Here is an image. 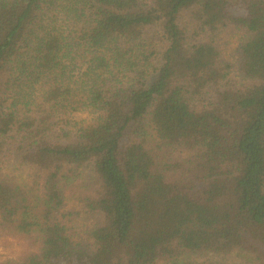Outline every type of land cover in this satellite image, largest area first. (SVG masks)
Here are the masks:
<instances>
[{"label": "trees", "instance_id": "trees-1", "mask_svg": "<svg viewBox=\"0 0 264 264\" xmlns=\"http://www.w3.org/2000/svg\"><path fill=\"white\" fill-rule=\"evenodd\" d=\"M0 234V264H264V0H0Z\"/></svg>", "mask_w": 264, "mask_h": 264}, {"label": "rangeland", "instance_id": "rangeland-1", "mask_svg": "<svg viewBox=\"0 0 264 264\" xmlns=\"http://www.w3.org/2000/svg\"><path fill=\"white\" fill-rule=\"evenodd\" d=\"M221 38L222 48L224 50V55L227 59L234 60L235 48L238 44V36L226 31ZM90 117L87 112H82L77 114L78 119H86ZM29 249L26 241L20 238L9 236L6 234H0V260H5L8 258H17L24 254ZM214 259L218 262L224 264H241L245 262V258L236 254L230 255H216L209 257L208 259ZM195 260L202 261L205 257H194Z\"/></svg>", "mask_w": 264, "mask_h": 264}]
</instances>
